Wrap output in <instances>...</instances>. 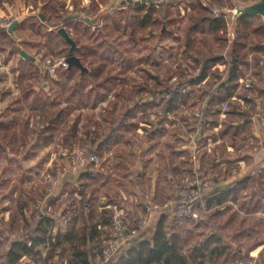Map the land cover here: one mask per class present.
Returning a JSON list of instances; mask_svg holds the SVG:
<instances>
[{
	"label": "rangeland",
	"instance_id": "rangeland-1",
	"mask_svg": "<svg viewBox=\"0 0 264 264\" xmlns=\"http://www.w3.org/2000/svg\"><path fill=\"white\" fill-rule=\"evenodd\" d=\"M238 1L251 0H156L154 4L148 2L143 13L127 3L113 8L112 0H0V8L5 10L0 20L9 25L23 7L44 13L45 19L36 14L33 19H26L24 25H36L38 32L43 31L46 46L32 48L48 66L45 79L50 82L51 92L44 98V111L39 104L34 107L33 101L15 102L23 110L8 118L18 122L20 130L8 131L10 135L14 133V138L9 137L7 149L0 153V186L18 189L19 193L24 188L32 192L30 198L25 197L32 205L36 204V195L54 197L55 207H65L59 213V224L68 211L73 214L68 226L61 224L63 228L73 226L74 220L85 225L104 222L107 210L100 208L113 202L121 209L120 215L132 224L134 219L158 222L161 215H166L168 229L182 235L183 252L190 256L186 264L199 262L191 257L192 249L199 241L210 238L211 232L218 233L219 239L211 247L217 245L221 250L208 252L205 264H264V107L257 114L261 123L253 126L247 121L238 128L229 124L239 103L246 110L252 106L239 94L247 91L248 97H256L257 90L264 87V54L260 64H256L254 46L259 37L254 27L262 18L256 16L251 21L254 24L241 27L249 63L243 66L240 88L234 99L212 100L220 113L210 115L206 124L196 122L203 113L207 83L185 87L182 97L172 102L167 114L164 98H158L159 104L151 98L156 77L173 83L193 77L198 71L195 56L206 54L203 50L207 45L200 40L199 31L190 33V27L199 12L209 11H205L206 6L229 12ZM10 8L15 11L14 16L8 13ZM146 11H152L147 24L134 26ZM58 14L73 18L57 22ZM50 26L53 31L48 30ZM60 26L71 32L78 45L74 53L92 69L85 77L77 66L68 72L67 66L60 64V59L71 53V44L58 33ZM232 30L230 23L217 42L210 33L214 47L226 43L223 35L230 38ZM31 38L34 42L40 37ZM53 65H57L54 73ZM57 73L64 79L63 83L57 82L60 87L50 79ZM209 76L216 79L213 73ZM97 79L108 81L110 87L101 86L90 93L88 90ZM77 81L86 86L77 87ZM141 85L145 88L141 89ZM137 102L151 104L129 113ZM243 114L238 112V123L249 116ZM48 117L52 119L48 122L49 130L41 133L42 141L35 140L38 125ZM120 121L126 122L117 131L120 139H113L110 146L100 149L104 136ZM25 124L30 127L24 129ZM3 136L7 140L8 134ZM92 154H97L98 160L86 168L81 166L80 156ZM44 158L51 161H46L47 166L41 161ZM89 168L98 171L96 176L88 173ZM26 169L32 175L24 182L20 174ZM248 173L252 178L236 197L224 204L206 205L203 195L221 181ZM193 188L200 194L192 201L191 210L199 217L186 214L180 218L178 213L185 211V200L193 198ZM19 195L16 202L23 194ZM87 205L92 208L89 214L83 210ZM113 216L112 212L109 219ZM30 217L33 219L34 215ZM63 246L64 258L68 260L71 244ZM252 248L258 250L254 258L251 252L248 254Z\"/></svg>",
	"mask_w": 264,
	"mask_h": 264
},
{
	"label": "crops",
	"instance_id": "crops-1",
	"mask_svg": "<svg viewBox=\"0 0 264 264\" xmlns=\"http://www.w3.org/2000/svg\"><path fill=\"white\" fill-rule=\"evenodd\" d=\"M23 8L22 11L17 16H14L15 11L13 9L10 8L7 10L11 16H14L11 19V22L14 21L15 19L19 20V23L15 26L14 30H10L9 26L0 27V153H2L3 150L7 149V141L9 140V137L11 139L14 138L11 137L13 136L14 133L10 135L9 132L14 129L16 131L20 130V125L18 124V122L8 118V117H12L13 114L19 112L18 110H23V108L20 107V105L18 107V105H16L15 102H17L19 99L21 101H23V99L26 101H31V103L33 101L34 107L37 106V104H39L41 108L40 110L44 111L42 110V108L47 107V104L44 103L45 100L44 98L47 97L46 96L47 92L48 90H50V82L47 81V79H45L46 73L48 71V66H46V62L41 59L39 53H36L35 50H33L35 46H38L39 48L42 47V45L46 46L45 39H42V37H44L43 31L38 32L37 29L39 30V28L36 27V25H32V24L24 25L25 20L28 19L29 17H32L33 19V17L36 14L40 15V17L42 16L39 11L36 12L34 10L33 11L29 10V8H25V7ZM4 11H5L4 9L0 8V15L3 14ZM42 19H45V17L44 18L42 17ZM48 30L53 31L52 26H50ZM59 34L63 36L61 33ZM32 36L33 37L39 36L40 38L35 39V41L33 42L32 41L33 39L31 38ZM22 50L27 51L31 56L26 57L25 55L22 54ZM66 68L68 72H73L76 66L72 68L67 66ZM87 70H89V68ZM83 72L84 71H82L81 69L80 74ZM30 74L33 75L34 77L29 76ZM50 79L53 83L54 82L63 83L62 81L64 80L63 78L60 77L58 73L52 75ZM26 83H28L27 88L25 87ZM58 83L56 87H60ZM239 88L240 85L234 90V95L232 96V99L236 97V92L239 90ZM260 88L264 89V87H260ZM257 91L258 92L256 94V97H254V100L252 102L246 100L249 104H252V106H249L247 110L244 109L242 103H239V106L240 105L242 106V108H240L242 114L245 113L249 115L247 119L245 118L240 119L238 123L236 117L238 115V112L234 111L235 113H232L230 115L229 124H231L232 128H238L239 126H244L247 124V121H249L253 126L256 125V123L258 122L259 123L262 122L261 116L259 118L257 114H259L258 113L259 109L264 107V100H263L264 94H262V91L260 89H258ZM48 94L51 95V92H48ZM261 112L264 113V109H262ZM245 114H243L242 116H244ZM216 122L222 125L221 124L222 122H220L219 120ZM123 124H126V122L122 123V121H120L119 124L116 125L117 129L121 130V128L124 127ZM47 126L50 127V123L47 122L46 125H42L41 129H38L37 127L35 140L42 141L41 133L46 132V130L45 131L43 130ZM26 127L29 128L30 125L25 124L24 129H26ZM5 134H8L7 140H5L6 138L3 136ZM113 139L117 140L116 138ZM113 139L110 142H108V144L104 145V147L110 146ZM118 139H120V135ZM37 158H39V156ZM30 159L31 158H29V160ZM41 161L44 162V166H47L48 163L51 162L50 160L48 161V158H44ZM46 161H48V163ZM97 172L98 171L96 169L94 170L92 169L89 174L91 176H96ZM1 173L2 171H0V175ZM13 174L14 177L17 176L16 173ZM31 175H32L31 170H27V169L26 171H23L20 174V176L23 177L21 179H25L24 182L26 181L27 178H30ZM238 177L239 176L235 175L232 178L227 179L226 181H221L220 185L232 183L236 179H238ZM220 185H218V187ZM19 194H23L21 195L22 202H20L21 198H18L19 202H16L15 200L16 196H18ZM31 194L32 192L26 190L25 188L23 189V191L21 189L19 193L18 189L12 191L11 189H4V187L0 186V264H70V260L74 258L73 255L74 249L72 247V244H71L72 247L71 253L68 255L67 258L68 260H65L63 255L65 254L64 252L65 247L63 246L64 243L66 244L70 243L68 241L63 240L66 230L74 229L76 233L79 232V234H81V233H86L85 231L87 229L88 234L87 233L86 234L88 240L89 238H92V233L94 235V237L88 242L89 246H92L91 245L92 242H98L99 240L100 237L99 235L101 234L99 227L102 224L103 226L109 225L111 221V219H109V215H112V212L114 214L115 209L117 207V205L113 202L104 203L103 206H101L100 208L101 210H107L108 212V213L105 212L104 222L101 221V223L100 222L93 223L91 221V223L88 222L85 225V223H81V222L75 223L76 221L74 220L73 223L74 225L67 229V228H63V226L58 223L59 213L62 211V208L63 209L65 208L64 206L62 205L60 206V204H57L58 207H55L54 205L55 200L53 199L54 197L52 198L46 197V195L43 197L36 195V197H38L37 199H34L36 201V204L34 205L28 204L26 198H30ZM37 194L40 195L41 193L37 192ZM32 210H34V213L32 212ZM83 210L85 212H88L89 214L92 208L90 207V205H87L86 207H84ZM29 211H31L30 214ZM39 211L40 214H38ZM31 215L32 217L34 215L33 220L29 219ZM159 220L160 219H157L158 222ZM158 222L151 220L149 221L144 220L145 223L144 229L142 230V232L140 233L138 232L135 238L144 240L146 238L153 237L155 233V227ZM95 230L99 231L98 232L99 235ZM212 233L214 232H211V234ZM45 236L47 237L48 240L47 243L35 242L36 245L33 253L26 254L22 252L20 257L13 260L11 251L16 241H28V243L31 245L33 241H35L34 239L36 237H38V239H42ZM58 236L61 240V243L57 245L56 243L58 242L57 240ZM206 240L207 239H205V241ZM202 241H204V239L199 242ZM199 242L197 244H199ZM130 245L131 243L126 244L123 248V251L115 259H113V261L110 264H115L119 260L120 256L123 253H125V251L128 249ZM250 252H251V256H253L254 258L256 257L255 255L258 253V250L257 248H252L250 251H248V254ZM202 258L205 259V257ZM202 258L196 257L195 259L199 261ZM188 259H190V256L188 257ZM96 262L93 260V264H97ZM203 264H205V261Z\"/></svg>",
	"mask_w": 264,
	"mask_h": 264
},
{
	"label": "trees",
	"instance_id": "trees-1",
	"mask_svg": "<svg viewBox=\"0 0 264 264\" xmlns=\"http://www.w3.org/2000/svg\"><path fill=\"white\" fill-rule=\"evenodd\" d=\"M155 1L156 0L141 3L137 5L136 8H138V10L142 11L141 13H143L145 12V5L148 2H153L154 4ZM205 9V11H209L205 13L199 12V14L196 16L197 21L194 22L193 19L194 23L190 27V33L199 31V33H201L200 40L203 41L205 45H207V50H203L206 51V54L204 52L199 53V55L195 56V68H197L198 71L195 72V75L193 77H189L190 79L185 78L183 80H178L173 83H170L169 80L163 82V80H161L158 76L156 77V88L151 89V98L153 99L154 103L159 104L160 101L158 98L160 97L161 100H163L162 98H164V100L166 101L165 114H167V112L172 109V102L182 97V93L184 92L185 87L190 84L207 83L206 87L208 88V91L206 99H204L203 101V113L201 115L200 120L196 122V124L201 123V125L206 124L208 122V118L210 115L218 114L220 112L212 100H215L217 98H223L225 100L232 98V96L234 95V90L239 86L243 66L244 64L249 63V52L246 49L247 43L246 39L243 37L244 31H241V27L254 24L251 21L254 17H256L254 15H246L242 18H239L236 26L233 27L232 30L234 34L230 35V38H227L223 35L226 40V43L214 47V42H217L219 38H222V31L224 29L227 30V26L231 22L228 16V11L226 9L215 10L211 6H206ZM146 12L147 13L146 15H144V18H141L142 20L140 19V21H135V23H133L134 26L140 27L145 26L147 24V22L150 20V17L152 16V11L151 13H148L149 11ZM71 18H73V16L65 19L58 14L57 19L59 20H57V22L62 21L63 23V21L66 22ZM262 20L263 21L255 24L256 26L254 27L255 33L259 36L256 41V44L254 45L256 51V64H260V61L263 58L262 54H264V19L262 18ZM210 33L213 34L212 36H214L215 41L209 39ZM91 70L92 69L89 68V70H86L81 73V76L85 77L86 74L91 72ZM211 73L215 74L214 78L216 79H213L209 76ZM97 80L95 81V84L88 90L90 93H92L94 90H96V88L98 89L101 86L110 87V85L107 84L108 81L104 80L101 82V80ZM185 81L187 82L184 83ZM80 82L81 81H77V87L86 86L85 84H82ZM148 85L149 84L147 83V87H149ZM143 88H145V86L141 85V89ZM259 89L262 91V94H264V89ZM239 96L246 98V100L250 102L254 100V97H248L247 91H243L239 94ZM149 104L151 103L137 102L136 105L130 108L129 113L139 108L147 107ZM240 108H242L241 105L238 106L237 111L239 113H242L240 111ZM49 120L52 119L48 117L47 121L45 120V122H42L40 125H38V129H41L42 125H46ZM49 128L50 127L47 126L43 131H48ZM117 131V126H114L111 133L104 136L103 140L99 144V148H103L104 145L108 144V142H110L113 138L118 139L119 133H117ZM87 171L88 173H90L91 169L89 168ZM251 178L252 174L248 173L245 176L239 177L232 183L220 185L218 188L216 187L212 189V191L207 192L205 195H203V198L206 201V205L213 206L215 203H226L231 197H236L235 195L238 193V191L243 188V186H246ZM144 226V221H140L138 219H134L133 224H128L129 229L137 228L139 233L142 232ZM85 232L88 234L87 229ZM96 232L98 233L99 231L97 230ZM86 233L79 234V232L76 233L74 229L66 230L63 240L70 242L74 249V258L70 260V264H93V260L95 262L97 261V264H110L112 261L109 263H105L102 260L98 261L95 259L97 256L95 248L98 247L99 244L97 242H92V246H89L88 242L94 237V235L92 233V238H89L88 240ZM217 236L218 233H212L211 237L208 238L206 241L204 240L202 242H199V244H197L193 248V256H191L194 258H202L205 257L208 252H217L219 249L221 250V247L217 245L211 247V245L215 241H219ZM58 238V242L56 241L57 245L61 243L60 238ZM34 240L35 241H33L31 245L28 243V241H16L11 251L13 260L20 257L22 252L26 254L33 253L36 245L35 242L47 243L48 241L46 236L42 239H38V237H36ZM181 241L182 235L178 233V231H175L173 228L168 229L167 216L162 215L155 227V233L153 237H149L144 240L134 238L131 241V245L128 247L125 253L120 256L119 260L115 264H186L188 256L186 253L183 252V246L181 244ZM225 248L227 247H224L223 249ZM100 251H102V249H100ZM203 260V258L200 259V262H198L197 264H203Z\"/></svg>",
	"mask_w": 264,
	"mask_h": 264
},
{
	"label": "built area",
	"instance_id": "built-area-1",
	"mask_svg": "<svg viewBox=\"0 0 264 264\" xmlns=\"http://www.w3.org/2000/svg\"><path fill=\"white\" fill-rule=\"evenodd\" d=\"M7 25H9L8 21L0 20V27H5ZM48 62L52 64V60H48ZM60 64L68 66L66 59L60 60ZM56 69H57V65H53L51 68L52 70L51 72L54 73ZM96 156L97 154H92L88 157L80 156V165L85 166L86 168L90 162H96V160H98ZM193 189L191 191V197L193 198H190L189 200L187 199L185 200L186 202H184V205L186 206L185 211L181 210L178 213L180 218L185 217L186 214L189 215L190 217L191 216L199 217L196 212L191 210V206L193 203L192 201L194 200V198H196L195 196L200 194V191ZM120 211L121 209L116 207L114 216L111 218L109 225L103 227L101 225L99 227L101 234L98 240L99 241L98 244L101 247L102 251H100L98 247L95 248V251L97 252V256L95 259L98 261L102 260L105 263H109L113 261V259H115L123 251L124 246L126 244L131 243V241L138 234L137 228H132V229L128 228L130 219L120 215L119 213ZM72 217L73 214L70 211H68L67 214L63 215L61 224L65 227L68 226V224L71 223ZM29 219L33 220L31 217Z\"/></svg>",
	"mask_w": 264,
	"mask_h": 264
},
{
	"label": "water",
	"instance_id": "water-1",
	"mask_svg": "<svg viewBox=\"0 0 264 264\" xmlns=\"http://www.w3.org/2000/svg\"><path fill=\"white\" fill-rule=\"evenodd\" d=\"M147 1L152 0H112L111 7L115 8L123 3H127L129 5L137 6L141 3H145ZM230 22L233 27L236 26L239 18H242L246 15H254L261 16L264 19V0H251L248 2H236L235 9L229 10L228 12ZM41 16L44 18V13H41ZM19 23V20L15 19L9 25L10 30H14L15 26ZM58 32L61 33L65 39L71 44L70 54L66 57V61L70 68L77 66L85 71L88 67L83 63L82 59L77 56L74 51L77 49V41L71 34V32L65 26H60L58 28ZM22 54L26 57L31 56L27 51L22 50Z\"/></svg>",
	"mask_w": 264,
	"mask_h": 264
}]
</instances>
